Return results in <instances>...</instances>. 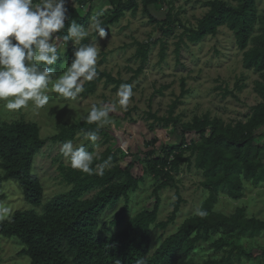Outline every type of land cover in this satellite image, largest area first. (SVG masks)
<instances>
[{
  "label": "trees",
  "instance_id": "trees-1",
  "mask_svg": "<svg viewBox=\"0 0 264 264\" xmlns=\"http://www.w3.org/2000/svg\"><path fill=\"white\" fill-rule=\"evenodd\" d=\"M94 0H77L83 7ZM111 6L110 15L103 21L106 28L114 26L130 12L136 16L142 9L143 15L151 24L159 21L152 15L151 8L163 4L164 0H107ZM208 13L202 18L196 29L184 27L183 34L176 44V54L180 57L182 46L198 44L209 36H216L219 29L226 27L235 38L240 51L244 52L243 67L259 75L255 92L261 103L253 108L252 115L245 122L226 124L220 119L206 115L196 117L189 123H182L175 117V111L188 94L186 81L181 82V94L170 106L167 117L150 115L164 126L180 127L182 142L168 147L164 156L151 155L144 162V172L157 182L153 190L155 204L152 210H143L132 218L130 215V195L139 189L140 181L133 174L134 164L126 168L119 165V158L111 150L93 161V167L111 160L105 174L88 175L61 166L60 171L72 190L44 204V187L41 180L33 174L35 158L51 142L61 145L67 140L75 141L77 134L94 129L95 124L63 125L57 134L44 139L38 124L26 121L15 123L0 122V188L9 180L17 182L23 191L25 201L32 206L29 211H16L9 219L0 221V237L17 239L22 244L21 256H28L29 264H137L144 259L146 264H240L255 262L252 252L247 250L242 240H253L264 235V221L248 218L245 208H239L234 214L226 216L215 211L219 197L238 201L244 197L245 183L264 186V164L261 161L263 148L256 145L257 139L264 142V15L258 12L257 0H214L207 2ZM71 19L87 26L91 15L83 17L78 9L68 6ZM170 10L166 21L174 23ZM66 27L57 35L62 44L68 47L55 65L60 74L64 62L71 57L72 41H63ZM85 43V42H84ZM153 43L151 40L137 42L136 57L140 67L135 77L146 69ZM166 45L162 44L160 62L165 61ZM98 68V67H97ZM134 77V79H135ZM133 80V79H132ZM113 84L118 89L121 79L98 69V78L85 82L86 98L95 93L98 85ZM186 134L200 137L198 143L187 145ZM99 137L104 135L100 130ZM186 153H190L187 157ZM195 166L204 177L203 186L209 191L202 209L207 216L197 215L186 219L177 232L168 236L161 246L151 254L152 228L165 231L177 220L181 205L180 194L173 206V212L166 222H159L161 207L160 193L176 183V176L182 165ZM97 193L91 199L86 195ZM4 196H0L3 200ZM125 200V206L119 211L111 225L115 228L126 222L123 230L106 237L98 233L102 217ZM41 208L38 212L36 209ZM212 238L214 239L212 241ZM202 243H210L215 255L202 261H196V249ZM262 264H264V247Z\"/></svg>",
  "mask_w": 264,
  "mask_h": 264
},
{
  "label": "rangeland",
  "instance_id": "rangeland-1",
  "mask_svg": "<svg viewBox=\"0 0 264 264\" xmlns=\"http://www.w3.org/2000/svg\"><path fill=\"white\" fill-rule=\"evenodd\" d=\"M211 1L214 0H164L163 4L151 8L152 15L159 21L158 24H151L141 8L136 16L128 12L120 23L107 28L109 37L99 41L98 69L117 79L131 82L130 84L134 85V96L126 111L117 105V110L110 113L113 126L102 128L104 135L97 141L85 140L83 134L79 133L73 142L76 145L84 144L86 150L98 155L99 159L107 150H111L118 156L119 165L123 169L130 163L134 164L132 172L141 181L139 189L130 195L129 218L143 210H152L155 204L153 190L157 182L145 174L144 162L149 160L153 153L164 156L166 148L182 142L180 127L164 126L150 115L168 116L170 106L181 94L183 80L186 81L188 94L175 111V117L182 123H189L196 117L206 115L212 119H220L226 124L245 122L252 115L253 108L261 103L255 92V85L260 81V77L243 67L244 52L239 50L234 34L226 27L220 28L216 36H209L198 44L187 43L182 46L180 57H177L176 44L183 34L184 27L196 29L199 21L209 11L206 3ZM68 6L78 9L83 17L102 12V21L112 11L107 0L90 1L83 7L77 0H69ZM257 6L258 12L264 15V0H257ZM170 10H173V17L177 20L174 23L166 21ZM97 39L96 33L92 32L84 42ZM148 40L153 43L149 63L145 71L136 78L134 72L140 67V61L136 57L137 42ZM58 43L63 55L66 54L68 47L61 41ZM162 44L166 45V58L160 62ZM73 46L76 47L74 44ZM62 70L63 67L61 72ZM104 82L98 85L94 94L86 98L80 94L75 101L57 98L56 94L49 90L52 99L43 109H36L30 103L19 111L10 112L0 104V122L36 123L41 129L42 138L49 139L65 124L85 123L81 116L87 113L93 103H113L118 99L115 86L105 85ZM186 141L187 145L198 143L200 137L186 134ZM255 144L264 150L263 139H257ZM60 146L49 142L35 158L33 174L41 180L44 187V204L72 190V186L66 182L60 171L61 166L71 167L61 154ZM189 155L190 153H186L187 157ZM261 161L264 164V151ZM203 182L204 177L195 166L190 169L184 164L176 176V183L160 193L159 222H166L170 217L173 212L172 205L178 200L177 193L184 203L176 222L167 230L152 228L151 254L168 236L176 233L186 219L195 216L196 209L202 207L209 196ZM96 193L97 191H92L85 198L91 199ZM0 196H4V199L0 200V221L9 219L16 211L33 209L25 201L19 184L13 180L3 184ZM124 206L125 200L122 199L116 209L102 217L97 230L99 234L106 237L125 228L126 222L117 228L111 225L116 214ZM239 208H245L248 218L264 221V186H254L246 182L244 197L241 200L234 201L220 196L214 210L230 216ZM4 209H7V212H4ZM36 210L40 212L41 208ZM242 244L252 252L255 260L253 264H262L264 235L253 240H242ZM22 249V244L17 239L0 237V264H29V257L20 255ZM210 257H218L210 243H202L197 247L194 256L196 261Z\"/></svg>",
  "mask_w": 264,
  "mask_h": 264
},
{
  "label": "clouds",
  "instance_id": "clouds-1",
  "mask_svg": "<svg viewBox=\"0 0 264 264\" xmlns=\"http://www.w3.org/2000/svg\"><path fill=\"white\" fill-rule=\"evenodd\" d=\"M68 3L69 0H0V104L4 109L15 112L30 103L36 109H43L52 99L49 90L57 98L75 101L85 91V82L98 78L99 41L109 37L101 19L103 13L92 15L85 27L71 19ZM70 19L63 41H72L76 47L58 75L56 68L50 66L63 55L57 34ZM92 32L98 39L84 43ZM133 87L122 83L116 91L115 102L90 106L81 119L96 127L83 132L85 140L95 142L102 128L113 126L110 113L117 110V105L127 110L134 96ZM60 152L73 169L88 175L102 177L111 163L109 158L93 167V161L99 156L72 140L63 142ZM207 214L202 208L195 211L201 218ZM137 264H146V261L142 258Z\"/></svg>",
  "mask_w": 264,
  "mask_h": 264
}]
</instances>
